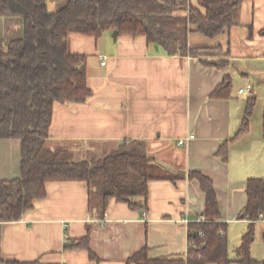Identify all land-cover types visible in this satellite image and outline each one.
<instances>
[{
    "label": "crops",
    "instance_id": "1",
    "mask_svg": "<svg viewBox=\"0 0 264 264\" xmlns=\"http://www.w3.org/2000/svg\"><path fill=\"white\" fill-rule=\"evenodd\" d=\"M66 1L47 0V8L52 11ZM190 4L197 2L190 0ZM22 32L21 17L0 16V45ZM188 44L203 48L201 56L168 55L142 36L116 40L110 32L98 38L69 36V50L87 55L86 83L91 93L83 102L53 104L51 145H66L78 153L75 161L97 145L140 140L154 161L180 177L149 180L146 197L135 199L137 208L110 200L102 217L88 209L85 182L48 181L45 197L34 200L19 219L2 223L3 258L126 264L143 247L150 258L185 257L187 224L182 219L200 216L205 204L198 180L188 177L190 171L212 180L227 238L228 228L233 227L241 241L248 224L246 218H239L246 203L245 185L250 177L264 176V138L262 128L253 131L251 124L234 136L247 99L259 93L264 98V0H242L237 24L228 32L213 38L191 32ZM100 55L106 56L103 65ZM202 59L226 63L217 67ZM225 76L231 81L229 96L212 97ZM247 82L253 91L238 93ZM245 93L251 97L245 100ZM190 134L193 138L178 144V139ZM224 141L228 142L226 161L218 154ZM20 159V140L0 139V179L18 177ZM257 222L264 226V220ZM88 226V246L95 259L86 248L71 246L86 235Z\"/></svg>",
    "mask_w": 264,
    "mask_h": 264
},
{
    "label": "trees",
    "instance_id": "2",
    "mask_svg": "<svg viewBox=\"0 0 264 264\" xmlns=\"http://www.w3.org/2000/svg\"><path fill=\"white\" fill-rule=\"evenodd\" d=\"M67 0L50 11L47 0H0V16H19L22 36L0 45V139L20 140V174L0 179L1 225L19 219L36 199L46 196L48 181H83L88 189V209L102 217L110 200L123 201L137 208V197H146L149 180L180 176L164 170L147 154L143 141L121 140L98 156L73 160L63 144L51 145L49 127L53 104L83 102L90 95L87 86V55L69 50L71 34L98 38L117 30L118 36H142L168 55L201 56L203 48L190 46L188 35L199 32L213 38L237 24L242 0ZM204 64L224 67L225 60H204ZM231 81L225 76L211 92L214 98H226ZM254 97L248 98L240 127L234 137L248 130ZM264 138V98L261 113ZM233 137H231L232 139ZM227 141L218 154L226 161ZM196 178L205 194L204 211L187 223L186 256L154 257L143 247L126 264H264L250 255L253 229L264 220V176L246 181V203L239 218L248 220L247 231L230 257L227 224L221 220L212 180L198 171ZM201 220H196L199 218ZM264 240V229H263ZM89 226L85 236L73 240L72 247L89 246ZM0 264H55L39 259H5Z\"/></svg>",
    "mask_w": 264,
    "mask_h": 264
},
{
    "label": "rangeland",
    "instance_id": "3",
    "mask_svg": "<svg viewBox=\"0 0 264 264\" xmlns=\"http://www.w3.org/2000/svg\"><path fill=\"white\" fill-rule=\"evenodd\" d=\"M247 97H251V94L245 93L243 95V98L246 100ZM262 107H263V96L261 93H259L255 100L254 105L252 109V114L250 116L251 118V124L252 130L255 131V129H259L261 127V113H262ZM110 146H99L93 147L92 150L85 151V158H87L89 155L98 156L101 154L102 151L107 149ZM69 149V147H67ZM69 151L72 154V158H76L78 153H74L71 149ZM78 157V156H77ZM263 224L262 223H255L254 229H253V236L254 239L251 242V256L255 259H262L264 258V240H263ZM233 228H228V244H229V252L231 257H235L234 247H236L237 244L240 243L239 241V231Z\"/></svg>",
    "mask_w": 264,
    "mask_h": 264
},
{
    "label": "built area",
    "instance_id": "4",
    "mask_svg": "<svg viewBox=\"0 0 264 264\" xmlns=\"http://www.w3.org/2000/svg\"><path fill=\"white\" fill-rule=\"evenodd\" d=\"M186 1H187V5L189 6L190 5V0H186ZM105 60H106V56L105 55H100V64L101 65H103L105 63ZM237 91H238V93H242L244 91L252 92L253 91L252 84L247 82L244 87L239 88ZM191 138H193L192 134H190L188 137L180 138V139H178V144H183L187 139H191ZM201 219L202 218L200 217L199 219H196V220H201ZM182 221L185 224H187V223H189L190 219L189 218H184V219H182ZM64 237L66 238V235H64Z\"/></svg>",
    "mask_w": 264,
    "mask_h": 264
},
{
    "label": "water",
    "instance_id": "5",
    "mask_svg": "<svg viewBox=\"0 0 264 264\" xmlns=\"http://www.w3.org/2000/svg\"><path fill=\"white\" fill-rule=\"evenodd\" d=\"M117 36H118V32H117V30H112V32H111V37L113 38V40H116ZM154 47H155L156 49L158 48L157 45H154Z\"/></svg>",
    "mask_w": 264,
    "mask_h": 264
}]
</instances>
